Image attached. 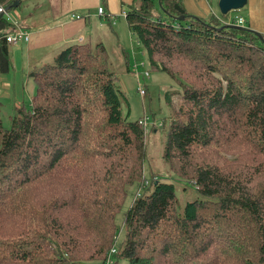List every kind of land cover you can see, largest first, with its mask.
I'll return each mask as SVG.
<instances>
[{
    "label": "trees",
    "instance_id": "obj_1",
    "mask_svg": "<svg viewBox=\"0 0 264 264\" xmlns=\"http://www.w3.org/2000/svg\"><path fill=\"white\" fill-rule=\"evenodd\" d=\"M14 2L0 0L7 8ZM156 2L166 19L155 17ZM136 3L126 20L150 67L182 86L166 162L226 142L245 164L228 174L233 163L196 167L193 189L158 178L146 186V129L123 114L128 101L109 50L74 44L32 74V104L17 109L10 129L0 116V264H106L116 256L127 264H264V182L252 186L264 176L256 165L264 159V36L191 17L183 0ZM11 29L1 18L0 73L11 68ZM239 141L257 157L247 158ZM137 187L143 193L124 214L117 250L115 220ZM210 232L220 240L203 249ZM228 237L232 255L218 247Z\"/></svg>",
    "mask_w": 264,
    "mask_h": 264
},
{
    "label": "crops",
    "instance_id": "obj_2",
    "mask_svg": "<svg viewBox=\"0 0 264 264\" xmlns=\"http://www.w3.org/2000/svg\"><path fill=\"white\" fill-rule=\"evenodd\" d=\"M253 2L255 4L251 5L247 1L246 5L250 20L243 16L237 17L245 18L243 27L264 34V0ZM134 4H137L136 0H21L19 7L13 9L17 11V16L13 18L21 29L30 33L31 39L28 43L9 46L11 68L8 72L0 73V99L15 97L13 113L27 106L37 88L32 74L51 63L63 49L74 44L103 43L107 49L110 46L117 52V64H122V68H126L135 78L134 63L144 62L147 51L139 44L124 16ZM182 4L191 17L205 20L213 17L214 7L210 1L183 0ZM100 8H104L103 15L99 13ZM75 16L84 19H76ZM159 17L167 18L165 13ZM229 17H232L231 14ZM15 29L16 26L12 24V29L6 33L9 35Z\"/></svg>",
    "mask_w": 264,
    "mask_h": 264
},
{
    "label": "rangeland",
    "instance_id": "obj_3",
    "mask_svg": "<svg viewBox=\"0 0 264 264\" xmlns=\"http://www.w3.org/2000/svg\"><path fill=\"white\" fill-rule=\"evenodd\" d=\"M250 1L251 5H254V0H248ZM211 4H213L214 11L211 14V16L218 18L224 25L228 23L227 20H229V15L231 14L232 18H237V16H243L246 17L247 20H250V17H248L247 12V6L242 9V11H232L227 16H223L220 10V4L218 0H212L210 1ZM156 8L153 10L155 17L157 16H163L164 12L159 5V2L155 3ZM17 11L11 12L9 15L6 16V18H9L10 16H17ZM4 32H0V37L3 36ZM261 35L264 36L263 33L258 32ZM109 49V55L110 59L113 61V63L116 66L117 75L119 78V84L120 88L123 93L126 94L128 106L123 105V114L127 116L129 114V120L131 121H148L147 127H146V142H145V158H144V178H146L147 186L150 185L152 180L157 179L158 180H166L170 182H178L183 185H187L190 187V189L194 188L191 184H193L194 178L192 176V172L196 167L199 166H221V165H227L232 164L229 169H225L223 173L228 174L230 171H232V168L234 164L242 163L241 165L235 167H243L245 162L243 160H238V162H235L234 160L240 156V153L238 152L237 155L236 152L238 151L236 146L234 144L228 145L226 142L218 143V145H214L210 148H204L200 150H196L197 153H195L189 161L187 162H179L175 165L171 166L174 162H166L165 154H166V142H167V136L168 131L171 126V121L178 118V111L181 110L183 100L180 95V92L182 90V86L177 82V80H172L171 77H169L165 72H162L160 70L156 71L150 67L151 71V78L146 80V86H147V92L148 94L145 95V97H142L140 92L138 91V82L137 79L134 78L131 74L128 73L126 68H122V64H117V60L115 59V56H117L116 50H112L110 46ZM200 56V55H197ZM196 59L197 57H193ZM147 63L148 62V56L143 58ZM119 61V59H118ZM134 61V60H133ZM179 63V62H177ZM150 64V63H149ZM180 65V63H179ZM180 68L181 65L179 66ZM184 70V69H183ZM215 78H220L222 80V77L220 75H214ZM37 90V88H36ZM36 90L34 91L36 93ZM30 91V90H29ZM170 93L172 96L170 98V103L167 102L166 94ZM34 93V94H35ZM33 94V95H34ZM35 96V95H34ZM33 96V97H34ZM14 100L15 97L12 96L11 99H0V116L2 123L6 129H10L12 127L11 123L13 118L16 116V113L14 112ZM28 103V104H27ZM26 108H29L32 104V100L30 102H27ZM241 140V139H239ZM246 149H249V154L247 158H254L257 157L251 149L242 143V141H239ZM246 158V159H247ZM262 164H256L258 168L264 170V159H261ZM180 169L183 173H185L187 178L180 177L178 174L174 172V169ZM234 168V169H235ZM258 174V172H257ZM264 174V172H262ZM263 177V178H262ZM259 176L257 179H255L252 183H255L256 188H260L262 186V183L264 182V176ZM180 187V186H179ZM181 188V187H180ZM192 191V190H191ZM60 191H56V193H59ZM130 196L127 199L126 203L123 205L122 212L117 216L115 222L117 226L120 228V235L115 243L117 250L121 247L122 239L124 238L125 234V222L124 221V214L127 212L130 208V204L132 201L137 197V194L143 193L137 188L134 189V191H130ZM191 196L188 194L186 196H181L182 203L186 202L187 199H189ZM211 211V210H210ZM222 234V233H221ZM201 236L205 238V234L201 233ZM208 236V237H207ZM207 241L203 243L202 248H206L208 242L212 241L213 239L220 240L218 238V235L215 233L208 234ZM222 240V239H221ZM221 242V241H220ZM232 242V240L228 237L226 240L223 239L220 246V249L223 247L226 248V253L228 255H232L235 253V251L232 250V247H229V244ZM184 244V243H183ZM215 245H219L216 243ZM111 253V252H110ZM109 253V254H110ZM118 256L114 258L113 264H127V261L124 259H118ZM196 264H207V261H202L201 259L195 261ZM209 262H212L209 260ZM171 263L177 264L174 261ZM81 264V263H79ZM86 264H103L102 262H93V263H86ZM163 264H165L163 262ZM232 264V263H230Z\"/></svg>",
    "mask_w": 264,
    "mask_h": 264
},
{
    "label": "built area",
    "instance_id": "obj_4",
    "mask_svg": "<svg viewBox=\"0 0 264 264\" xmlns=\"http://www.w3.org/2000/svg\"><path fill=\"white\" fill-rule=\"evenodd\" d=\"M208 2L211 0H207ZM104 8L99 9L100 15L104 14ZM10 13L7 10L6 6H3L0 4V15H3L4 18H6L7 15ZM124 16L127 17V13H124ZM76 19H84L79 16H75ZM6 20L10 24H14L16 26V29L14 32L10 33L9 35L6 36L7 42L9 46H14L15 44H19L20 42H26L28 43L30 41V33L21 29L19 27V24H16L14 18L10 16L9 18H6ZM246 23L245 18L237 17V18H232L229 17L228 23L226 25H231V26H236V27H243ZM14 28V26H13ZM133 74L135 78L138 79V91L140 92L142 97H145V95L148 94L147 92V86H146V79L150 78V64L147 63L146 61L144 62H137L135 61L134 66H133ZM148 124V121H141V125L146 129ZM147 186V183H146ZM114 253V250H113ZM106 264H113L112 260L109 259Z\"/></svg>",
    "mask_w": 264,
    "mask_h": 264
},
{
    "label": "water",
    "instance_id": "obj_5",
    "mask_svg": "<svg viewBox=\"0 0 264 264\" xmlns=\"http://www.w3.org/2000/svg\"><path fill=\"white\" fill-rule=\"evenodd\" d=\"M248 0H219L220 4V10L223 16H227L232 11H241L248 3ZM20 5V0H16L12 7L7 8L8 12L18 8ZM178 11L183 13V11L177 7ZM3 15H0V19L3 18ZM180 20H184L183 18H179ZM239 29H247L245 27H238ZM249 30V29H247ZM251 31V30H250ZM254 32V31H253ZM258 33V32H257ZM260 36H262L260 33H258Z\"/></svg>",
    "mask_w": 264,
    "mask_h": 264
}]
</instances>
